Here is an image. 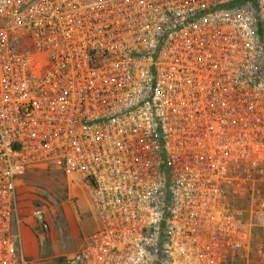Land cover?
Returning a JSON list of instances; mask_svg holds the SVG:
<instances>
[{"label": "built area", "instance_id": "built-area-1", "mask_svg": "<svg viewBox=\"0 0 264 264\" xmlns=\"http://www.w3.org/2000/svg\"><path fill=\"white\" fill-rule=\"evenodd\" d=\"M40 169L99 219L63 264H264V0H0V264Z\"/></svg>", "mask_w": 264, "mask_h": 264}, {"label": "rangeland", "instance_id": "rangeland-1", "mask_svg": "<svg viewBox=\"0 0 264 264\" xmlns=\"http://www.w3.org/2000/svg\"><path fill=\"white\" fill-rule=\"evenodd\" d=\"M18 191L23 212L29 214L24 217L23 223H35L33 209L43 206L51 221V229L45 234L58 236L54 239L41 237L38 242L39 255L27 257L33 264H63L64 256L77 250L83 238L78 234L81 224L79 221L81 218L83 220L87 213L79 202H87V189L75 185L63 170L40 169L27 173L21 179ZM22 243L21 235L17 244L22 248Z\"/></svg>", "mask_w": 264, "mask_h": 264}, {"label": "crops", "instance_id": "crops-1", "mask_svg": "<svg viewBox=\"0 0 264 264\" xmlns=\"http://www.w3.org/2000/svg\"><path fill=\"white\" fill-rule=\"evenodd\" d=\"M75 184V183H74ZM78 187H82L78 184H75ZM89 198V199H88ZM85 204H82L79 202L82 208H84V211H86L87 216L82 220L80 219L79 222L81 224L79 225V237L86 236L90 233H92L99 225V219L97 217L96 211L94 210L90 197L87 196V202H84ZM41 229L38 227L37 221L35 223L33 222H25L22 223L20 226V232L23 238V243H22V251L24 254L27 256H32V257H37L40 253L39 251V240L40 238H56L58 237L57 234H45V232L41 233L39 232ZM82 238V241H83ZM81 241V244H82ZM81 244L79 246H81ZM30 259V258H29ZM31 260V259H30ZM32 261V260H31Z\"/></svg>", "mask_w": 264, "mask_h": 264}, {"label": "trees", "instance_id": "trees-1", "mask_svg": "<svg viewBox=\"0 0 264 264\" xmlns=\"http://www.w3.org/2000/svg\"><path fill=\"white\" fill-rule=\"evenodd\" d=\"M60 170H62V169H60ZM64 171V170H63Z\"/></svg>", "mask_w": 264, "mask_h": 264}]
</instances>
